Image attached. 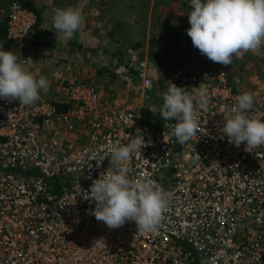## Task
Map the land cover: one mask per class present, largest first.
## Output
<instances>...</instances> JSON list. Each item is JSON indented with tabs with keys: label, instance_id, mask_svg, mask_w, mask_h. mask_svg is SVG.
<instances>
[{
	"label": "built area",
	"instance_id": "2783aa9c",
	"mask_svg": "<svg viewBox=\"0 0 264 264\" xmlns=\"http://www.w3.org/2000/svg\"><path fill=\"white\" fill-rule=\"evenodd\" d=\"M36 22L34 11L12 1L7 38L29 39ZM134 65L149 98V63L136 56ZM170 83L196 105L199 128L184 144L172 132L175 119L151 125L136 109L110 108L84 80L30 106L0 99V264H264V145L248 152L221 130L236 97L253 93L249 115L262 121L264 101L241 71L184 63L165 76V91ZM201 83L209 94L203 107ZM138 129L145 144L126 162L129 178L151 179L171 194L155 233L132 221L109 229L84 199L110 166L109 158L101 162L108 149L129 144Z\"/></svg>",
	"mask_w": 264,
	"mask_h": 264
},
{
	"label": "clouds",
	"instance_id": "9594fccd",
	"mask_svg": "<svg viewBox=\"0 0 264 264\" xmlns=\"http://www.w3.org/2000/svg\"><path fill=\"white\" fill-rule=\"evenodd\" d=\"M190 5V28L186 34L193 46L210 61L229 66L234 59H242L248 52L264 57V51H261L264 45V0H190ZM84 23V16L77 8L56 9L53 14V27L65 41L73 39ZM19 59L12 51L0 49V99L30 106L40 99L41 90L47 93L49 82L46 77L37 78L27 71ZM153 91H149V98ZM197 98L199 106L207 105L209 94L202 83L197 87ZM253 105L254 94L251 92L236 97V104L224 109L221 129L229 143L236 147L244 144L248 152L264 145V121L249 115ZM195 108L193 96L170 83L163 94L159 115L163 120L177 121L172 132L180 144L197 134L199 122ZM144 144L139 129L131 136L129 144H113L101 160L109 158L110 166L98 179L92 180L90 191L84 194V199L95 202L91 214L109 229H118L132 221L137 231L155 233L164 219L163 214L169 209L170 193L151 179L129 178L131 169L126 162L133 153L141 152ZM97 154L93 152L92 155ZM202 264H215V261H202Z\"/></svg>",
	"mask_w": 264,
	"mask_h": 264
},
{
	"label": "rangeland",
	"instance_id": "374dc122",
	"mask_svg": "<svg viewBox=\"0 0 264 264\" xmlns=\"http://www.w3.org/2000/svg\"><path fill=\"white\" fill-rule=\"evenodd\" d=\"M12 1L32 3L35 8L27 6L36 12L38 22L28 40L13 42L7 50L0 36V49L12 51L20 59L27 58L29 66L25 69L37 78H47L49 90L47 93L41 90L40 97L63 92L76 79L84 80L98 89L105 105L136 109L147 123L159 125L163 122L159 114L164 80L172 68L184 63L189 67L198 64L230 71L242 68L235 64V59L232 66L214 63L193 46L186 34L190 28V0H100L96 3L73 0L69 5L65 0H0V28L4 26L6 30ZM61 6L79 9L85 20L82 30L68 41L53 27V14L56 9H63ZM136 56L147 60L154 77V93L150 98L131 70ZM247 57L256 59L253 67L264 69V57L252 52L243 58Z\"/></svg>",
	"mask_w": 264,
	"mask_h": 264
},
{
	"label": "crops",
	"instance_id": "0c3cea01",
	"mask_svg": "<svg viewBox=\"0 0 264 264\" xmlns=\"http://www.w3.org/2000/svg\"><path fill=\"white\" fill-rule=\"evenodd\" d=\"M65 4H68L73 2V0H65ZM89 3H91L93 0H88ZM100 0H94V3L99 2ZM59 8H65L64 6H61ZM264 48V45L262 46ZM254 57V56H252ZM251 58H242V59H235V64H239L242 66L240 69L241 72H245L246 76V84L249 89L254 91V93L260 97L264 101V69L261 70L259 66L253 67L252 65H256L255 61L256 59ZM234 63L231 64V66ZM234 64V65H235ZM262 80V81H260ZM91 84V83H90ZM261 85V86H259ZM142 88V87H141ZM259 88V89H258ZM263 88V89H262Z\"/></svg>",
	"mask_w": 264,
	"mask_h": 264
},
{
	"label": "trees",
	"instance_id": "16d2710c",
	"mask_svg": "<svg viewBox=\"0 0 264 264\" xmlns=\"http://www.w3.org/2000/svg\"><path fill=\"white\" fill-rule=\"evenodd\" d=\"M172 1H174V2H177V1H179V0H172ZM25 6H27V5H29V6H31V7H33V8H35L34 7V5L32 4V3H30V2H27V3H23ZM184 4V3H183ZM28 7V6H27ZM9 9V8H8ZM8 15V14H7ZM163 30L165 31V30H167V26H163ZM0 36L4 39V48L7 50L10 46H11V44L13 43V42H15L14 40H11V39H8L7 38V30H6V28L3 26L2 28H0ZM153 41H154V38L152 39ZM137 46V45H136ZM131 70L133 71V72H135L136 73V69H135V65L133 64V66L131 67ZM59 108L60 109H64L65 108V105H59Z\"/></svg>",
	"mask_w": 264,
	"mask_h": 264
}]
</instances>
